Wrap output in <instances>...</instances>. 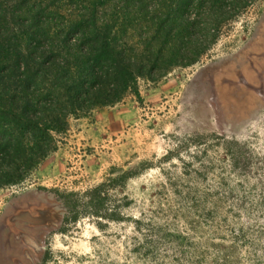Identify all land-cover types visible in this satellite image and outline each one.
<instances>
[{
    "label": "rangeland",
    "instance_id": "1",
    "mask_svg": "<svg viewBox=\"0 0 264 264\" xmlns=\"http://www.w3.org/2000/svg\"><path fill=\"white\" fill-rule=\"evenodd\" d=\"M247 1L212 13L194 64L69 120L56 151L0 188V264H264V0ZM198 16L203 40L207 7ZM123 173L108 193L118 220L8 221Z\"/></svg>",
    "mask_w": 264,
    "mask_h": 264
},
{
    "label": "trees",
    "instance_id": "2",
    "mask_svg": "<svg viewBox=\"0 0 264 264\" xmlns=\"http://www.w3.org/2000/svg\"><path fill=\"white\" fill-rule=\"evenodd\" d=\"M247 3L0 0V188L21 184L56 151L69 120L137 96L139 80L156 82L175 67L194 64L215 41L220 25L212 13L224 19L226 6ZM203 7L210 13L205 38L193 39ZM130 177L123 173L81 195L67 194L56 201L61 211L41 204L18 210L8 221L57 227L81 215L118 220L108 193Z\"/></svg>",
    "mask_w": 264,
    "mask_h": 264
}]
</instances>
